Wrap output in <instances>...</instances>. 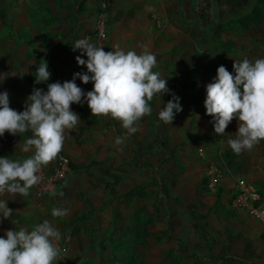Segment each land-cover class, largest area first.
I'll return each mask as SVG.
<instances>
[{"label": "rangeland", "instance_id": "1", "mask_svg": "<svg viewBox=\"0 0 264 264\" xmlns=\"http://www.w3.org/2000/svg\"><path fill=\"white\" fill-rule=\"evenodd\" d=\"M158 1L164 11V21L153 19V14H149L147 29L133 31L128 44L137 42L134 50L137 54L147 50L156 56L157 65L153 71L167 80L169 93L179 97L182 111L175 115L172 124H165L158 118V112L172 95H157L150 102L155 116H145L138 122V139L133 142L129 138L134 134L127 135L120 121L110 116H92L87 102V115H82L83 109L77 108L82 123L66 132L64 146L86 154L83 155L84 164L78 163L79 169L74 174L78 177V185H84L83 176L92 181L85 187L89 194L77 187L66 191L61 200L48 202L41 209L33 202L20 205L19 213H27L30 217L34 213L38 217L37 223L49 220L53 226L58 225L61 239L56 241V246L60 254L54 264H94L90 259L95 257L98 259L96 264H190L192 255L197 254V243L192 240L200 230L198 224L203 217L194 207L195 198L186 202L185 190L178 187L182 182L188 183L193 190H198L200 197L203 195L197 188L200 176L207 177L211 166L220 169L223 176L237 174L247 167L246 161L253 158L256 148L264 151V141H261L251 151L235 154L228 140L235 138L238 122L233 120L225 134L218 135L214 131L213 118L206 115L204 107L206 85L214 81L219 66L232 72L234 61L264 58V0ZM21 4L23 2L15 1V6ZM4 6L1 8L2 21L8 23L10 12H6ZM97 7V21L104 23L105 33L101 40L104 43L108 24L104 15L106 0H98ZM13 11L11 21L21 13ZM47 18L40 21L45 24L38 31V41L31 36L27 41L18 34L14 42L0 38V74H10L5 80L0 76V92L9 93L10 106L17 111L24 110L21 107L24 102L20 99L26 95L25 87L19 83L28 85V95H31L33 88L46 91L47 84L70 81L75 72L86 67L79 66L74 60L75 53L83 57L81 51L72 49L80 40L82 31L79 33L78 30L83 27L77 26L74 30L70 22L60 27L56 17ZM48 23L52 24V29L47 28ZM95 34L94 30L93 37ZM104 50L113 51V48L107 44ZM26 51L30 55L24 53ZM31 55L34 61L30 59ZM43 60L49 65L51 77L45 83L36 84V67ZM23 68L28 73L16 75L15 70ZM76 83L79 85L80 81L76 79ZM109 132L115 137L107 145L102 136ZM117 137H126L123 143L126 147L137 145L143 151L140 172L145 175L140 173L141 181L126 173L115 172L118 168L109 148L117 149ZM153 150L156 154H151ZM118 154L114 156L118 157L119 166L132 163L124 162L120 152ZM252 184L264 193V186L259 188ZM19 196L17 194L8 206L13 212ZM1 199L9 202V198ZM82 202H88L87 206ZM54 208L67 209L69 214L53 217ZM108 216L118 218L119 226L112 227ZM101 219L103 231L99 224ZM33 223L24 216L8 229L19 230L24 224Z\"/></svg>", "mask_w": 264, "mask_h": 264}, {"label": "clouds", "instance_id": "2", "mask_svg": "<svg viewBox=\"0 0 264 264\" xmlns=\"http://www.w3.org/2000/svg\"><path fill=\"white\" fill-rule=\"evenodd\" d=\"M72 49L86 55V60L77 56L76 62L86 66L87 72L75 73L70 81L49 83L46 91L33 88L23 111L10 106L7 91L0 92V137L5 133L12 136L32 133L20 145L24 153L31 155L22 160L0 157V196H28L41 182L43 168L62 152L66 132L82 123L71 109L73 104L86 101L92 116H110L120 121L130 136L137 132L138 122L152 114L153 98L169 93L167 80L153 71L156 56L147 50L140 54L134 50L105 51L87 38L76 41ZM35 73L36 84L51 77L46 61L36 67ZM8 75L0 74L3 80ZM76 79L85 85L91 82L93 89L85 93ZM169 94L172 99L158 112V118L165 124H172L175 115L182 111L179 97ZM204 107L206 115L213 118L218 135L223 136L233 120L238 122L235 138L228 140L235 154L251 151L264 141V58L234 61L232 72L219 66L214 81L206 85ZM125 139L117 137L115 144L121 145ZM7 203L0 199V223L12 216L13 210ZM68 214L67 209L61 208H54L51 213L53 217ZM60 239V231L49 220L31 230H7L0 237V264H54L60 254L55 242Z\"/></svg>", "mask_w": 264, "mask_h": 264}, {"label": "crops", "instance_id": "3", "mask_svg": "<svg viewBox=\"0 0 264 264\" xmlns=\"http://www.w3.org/2000/svg\"><path fill=\"white\" fill-rule=\"evenodd\" d=\"M15 1L23 2V5L21 4V6H15ZM4 4L9 5L4 6ZM97 4L98 0H0V38L5 37L7 41L14 42L17 41L15 35L18 34L20 37L24 39L26 38L27 41L30 39L28 38L30 36L33 40L35 39L34 41H38L36 40L38 39V31L39 29H43L45 24L40 21L48 19L47 17L50 19L56 17L58 19L57 23L60 24V27L65 26L67 22H70V26H72L74 30L77 26H79V28L83 27L78 30L79 33L82 31L81 35L79 34V39L87 38L92 44L95 43V45L103 47L104 49L107 48V44H109V46L113 48V51L124 50L127 52L129 50L136 49L137 42H129L130 44H128V41L132 36V32L136 31V29L140 28L142 32L147 29L150 22L148 21L149 14H153V19L156 18L160 21H164L165 19L164 11L158 0H106L107 10H105L104 15L108 24L106 26V39L103 43L96 40V34L95 37H93L97 21ZM3 6L6 8V12H10V17L8 18V21L10 22L8 23H6L5 20L2 21L1 8ZM13 10L17 13H21L15 20L11 21V16L14 12ZM48 25L49 26H47V28L52 29V24L48 23ZM55 26L57 27L58 24ZM17 28L18 30H16ZM109 28H111V30ZM169 48L170 46L167 50H169ZM24 53L30 55L29 51ZM76 57L77 55L75 53V61ZM33 58L34 56L31 55L30 59L32 61H34ZM82 59L86 60V55H83ZM86 72L87 69L85 67L75 73ZM15 73L18 76H22L26 75L28 70L24 68L18 69L15 70ZM79 85L77 84V86L82 88L85 93L93 89V84L91 82L85 85L80 81ZM19 86L25 87L26 89V95L20 99L21 102H24L23 105H21V107L24 108L25 101L29 96L28 92L30 87L28 85L26 86L24 83H22V85L19 83ZM13 100L15 101V99ZM85 102L86 101L81 104H73L71 106L72 111L77 113V108L81 110L83 109L84 113H82V115H87L85 112V109L87 108ZM81 110H79V112H82ZM155 114V111H152V116H155ZM31 137V131L16 136L5 133L3 137H0V157H8L12 160H22L27 158V156L31 155V153H24L21 150L20 145H22L27 138ZM114 137L113 133L109 132L105 133L102 136V139L106 141L107 145H109V141L114 139ZM135 139H138L136 132L132 138H129V140H133L134 142ZM64 151H66V153H64ZM109 151L113 153L112 159L116 164V169L118 168L115 172L119 171L121 175L126 173L125 175H131L141 181V174L144 173L140 172L141 167L143 166V164L140 163V159H142L140 155H142L143 151L140 148L138 149L137 145H131L130 148L126 147L124 144L120 147L117 145L116 150L109 148ZM114 151H116V153H114ZM118 152L122 155L124 162L132 161V163H129V165L122 164L119 166L117 163L118 157L114 156L119 155ZM61 154L65 155L69 159L68 173L51 191L47 193L37 196L34 190L31 189L30 195L19 196V200L17 201L18 205L15 207L16 211L13 212L9 220H3L2 223H0V237H4L5 232L11 229L10 225H12L13 222L15 223V220L23 219L24 216L25 218L31 219L34 223L32 225L24 224V226L19 229L24 228L26 230H31L33 226L38 224L36 222L38 217H36L34 213L31 217L27 213H24V215L19 213L21 211L20 205L22 203L33 202L41 209L48 202L53 203V201H56L57 199L61 200L63 194L66 191L68 192L71 188L76 190L77 187H81L83 192H88L85 190V187L92 181L83 176L84 185H78V181L76 180L78 177L74 174L79 169L77 164H84L85 157L83 155L85 153H81V150L74 147L67 148L63 146ZM151 154H156V150H153ZM81 156L84 157V159H82ZM135 161L138 162L134 163ZM53 162L44 167L43 172H47ZM246 163L247 167H243L237 174L224 175L221 181L214 185V189L206 187L208 177L201 175L197 186L199 191L203 194L200 197L198 190H193V187L188 183L182 182V184L178 187L181 191H183V189L185 190L186 197L184 200L186 202L195 198L196 202L194 207L198 208L197 211L199 212V215L203 217V220H201L198 224V226H200V230L196 233L195 239L192 240L194 241L192 243H197V254L192 255L190 258V264H264V222L250 218L243 211H233L230 208L235 178H243L249 184H252L253 182L257 184L259 188H263L264 186L263 149L256 148L255 155L253 158H250L248 162L246 161ZM249 167H251V169ZM256 179H260V181H257ZM202 180L205 181L203 185ZM131 185L132 187L135 186V184ZM253 187L258 191L261 196V201L264 203V193L262 194L254 185ZM190 188H192V190L189 193ZM3 197L9 198V202L7 203V206H9L13 203L12 201L15 196L4 194L3 196H0V199ZM87 203L88 202H82V205L87 206ZM86 208L85 210H87ZM19 214L20 216H17ZM108 219H110L109 216ZM102 220L103 219H101L99 224L102 228L101 230L103 231L102 224L104 221ZM110 220L112 227L119 226V224L116 223V220H119L118 218H111ZM54 227L59 229L58 225H54ZM82 232L85 233L87 231L82 230ZM106 250L109 251V248H106ZM187 251L190 252L191 250L188 249ZM90 261L94 262V264L98 263L97 257L92 260L90 259Z\"/></svg>", "mask_w": 264, "mask_h": 264}, {"label": "built area", "instance_id": "4", "mask_svg": "<svg viewBox=\"0 0 264 264\" xmlns=\"http://www.w3.org/2000/svg\"><path fill=\"white\" fill-rule=\"evenodd\" d=\"M103 7V4L102 6ZM104 23L98 20L95 26L96 40L101 41L104 37ZM69 170V159L60 153L59 157L54 160L52 166L47 172L42 171L41 182L32 189L37 196L51 191L59 183ZM207 188L211 189L223 178L220 169L211 166L208 173ZM230 208L233 211H243L250 218L264 222V203L258 191L251 186L245 179L237 177L234 180L233 192L231 196Z\"/></svg>", "mask_w": 264, "mask_h": 264}, {"label": "trees", "instance_id": "5", "mask_svg": "<svg viewBox=\"0 0 264 264\" xmlns=\"http://www.w3.org/2000/svg\"><path fill=\"white\" fill-rule=\"evenodd\" d=\"M205 183V181L204 180H202V185Z\"/></svg>", "mask_w": 264, "mask_h": 264}]
</instances>
